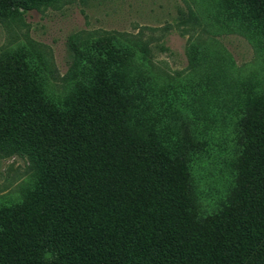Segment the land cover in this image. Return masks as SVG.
Here are the masks:
<instances>
[{
	"label": "trees",
	"instance_id": "obj_1",
	"mask_svg": "<svg viewBox=\"0 0 264 264\" xmlns=\"http://www.w3.org/2000/svg\"><path fill=\"white\" fill-rule=\"evenodd\" d=\"M54 2L0 0V14ZM236 2L264 30V0ZM130 111L116 76L98 74L59 108L26 62L0 61V147L29 157L37 175L22 203L0 210V264H264L263 105L243 123L233 197L205 218L161 119L158 138H145L130 130Z\"/></svg>",
	"mask_w": 264,
	"mask_h": 264
},
{
	"label": "rangeland",
	"instance_id": "obj_2",
	"mask_svg": "<svg viewBox=\"0 0 264 264\" xmlns=\"http://www.w3.org/2000/svg\"><path fill=\"white\" fill-rule=\"evenodd\" d=\"M54 1L0 14V61L26 62L59 108L100 73L123 80L130 130L158 138L161 119L160 139L186 157L192 210L205 218L225 208L244 120L264 107L261 22L236 0ZM36 179L29 157L0 147V210L22 203Z\"/></svg>",
	"mask_w": 264,
	"mask_h": 264
}]
</instances>
